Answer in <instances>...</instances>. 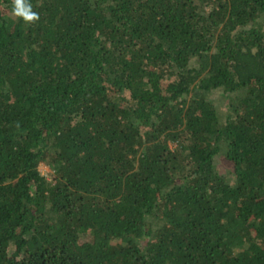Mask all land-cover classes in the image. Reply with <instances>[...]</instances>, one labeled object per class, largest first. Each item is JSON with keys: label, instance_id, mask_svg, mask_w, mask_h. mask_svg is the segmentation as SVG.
<instances>
[{"label": "trees", "instance_id": "trees-1", "mask_svg": "<svg viewBox=\"0 0 264 264\" xmlns=\"http://www.w3.org/2000/svg\"><path fill=\"white\" fill-rule=\"evenodd\" d=\"M31 3L0 0V264H264V0Z\"/></svg>", "mask_w": 264, "mask_h": 264}, {"label": "clouds", "instance_id": "clouds-1", "mask_svg": "<svg viewBox=\"0 0 264 264\" xmlns=\"http://www.w3.org/2000/svg\"><path fill=\"white\" fill-rule=\"evenodd\" d=\"M11 6L13 17L27 25L35 24L40 20V15L34 11L31 0H11Z\"/></svg>", "mask_w": 264, "mask_h": 264}, {"label": "rangeland", "instance_id": "rangeland-1", "mask_svg": "<svg viewBox=\"0 0 264 264\" xmlns=\"http://www.w3.org/2000/svg\"><path fill=\"white\" fill-rule=\"evenodd\" d=\"M228 98L229 97L227 96V94L225 96H223V99H228ZM231 99H233V98H231ZM220 167H222V165ZM40 169L42 170V172H44L47 175H50V172L52 171V168L49 165L45 164L44 162L40 163ZM228 176L231 178L230 174Z\"/></svg>", "mask_w": 264, "mask_h": 264}]
</instances>
